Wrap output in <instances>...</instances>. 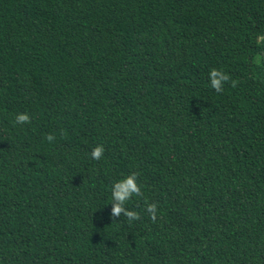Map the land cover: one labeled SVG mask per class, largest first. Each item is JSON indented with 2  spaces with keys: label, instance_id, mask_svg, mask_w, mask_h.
I'll list each match as a JSON object with an SVG mask.
<instances>
[{
  "label": "trees",
  "instance_id": "16d2710c",
  "mask_svg": "<svg viewBox=\"0 0 264 264\" xmlns=\"http://www.w3.org/2000/svg\"><path fill=\"white\" fill-rule=\"evenodd\" d=\"M261 37L264 0H0V264H264Z\"/></svg>",
  "mask_w": 264,
  "mask_h": 264
},
{
  "label": "clouds",
  "instance_id": "9594fccd",
  "mask_svg": "<svg viewBox=\"0 0 264 264\" xmlns=\"http://www.w3.org/2000/svg\"><path fill=\"white\" fill-rule=\"evenodd\" d=\"M264 39V37H261ZM210 83L211 87L216 92L223 91L224 82L229 81L230 77L228 74L217 70L215 68L211 69L210 73ZM235 87V82L232 83ZM15 123L26 124L31 123L30 116L27 113H18L15 116ZM45 139L49 142H54L55 137L52 134H47ZM104 147L102 145L95 146L91 151V157L94 160L99 161L104 154ZM138 176L136 173H130L124 178L115 181L112 186L111 196H112V207L111 216L120 218L124 216L129 222L139 220L140 215L136 211L128 210L126 208V202L129 201L134 196L138 197L142 195L141 186L138 184ZM145 211L149 214L150 219L155 222L157 205L155 203H147Z\"/></svg>",
  "mask_w": 264,
  "mask_h": 264
}]
</instances>
